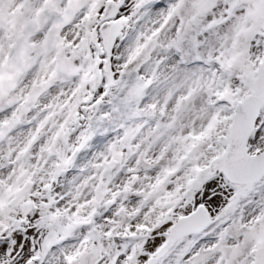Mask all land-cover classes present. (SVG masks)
Masks as SVG:
<instances>
[{
	"label": "snow or ice",
	"instance_id": "6c2138e0",
	"mask_svg": "<svg viewBox=\"0 0 264 264\" xmlns=\"http://www.w3.org/2000/svg\"><path fill=\"white\" fill-rule=\"evenodd\" d=\"M0 264H264V0H0Z\"/></svg>",
	"mask_w": 264,
	"mask_h": 264
}]
</instances>
